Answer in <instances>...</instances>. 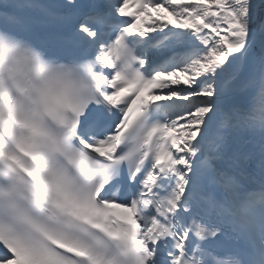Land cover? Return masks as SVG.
Instances as JSON below:
<instances>
[{
	"label": "snow or ice",
	"instance_id": "obj_1",
	"mask_svg": "<svg viewBox=\"0 0 264 264\" xmlns=\"http://www.w3.org/2000/svg\"><path fill=\"white\" fill-rule=\"evenodd\" d=\"M0 264H264V0H0Z\"/></svg>",
	"mask_w": 264,
	"mask_h": 264
}]
</instances>
